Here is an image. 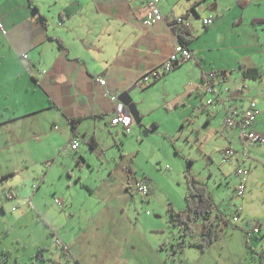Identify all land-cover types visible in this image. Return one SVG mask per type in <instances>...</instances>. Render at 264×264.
<instances>
[{"label": "crops", "instance_id": "1", "mask_svg": "<svg viewBox=\"0 0 264 264\" xmlns=\"http://www.w3.org/2000/svg\"><path fill=\"white\" fill-rule=\"evenodd\" d=\"M256 1L255 4L254 0H160L165 19L145 26L142 21L147 9L139 0H0L6 30L3 33L0 29L3 41L0 53H12L13 63L21 66L27 76L22 87L11 84L13 87L7 88L9 97L3 108L9 110L8 121L30 120L25 129L32 143L58 150L55 157L50 156L45 162L40 182L70 149L83 157L79 152L82 142L96 151L100 160L108 156L114 142L119 145V140L122 161H129V155H139V151L127 152L126 148L133 139L129 136L136 137L139 132L136 118L147 125H158L154 118L150 119V109L139 104L141 91L162 76L167 81L188 78L194 81L181 94L182 105L175 101L176 107H183L188 113L197 108L203 110L201 103L213 97L206 92L204 81V75L211 71L218 73L216 89L228 106L243 110L254 105L261 112L252 90L259 84L245 80L264 78V22L259 21L264 18V0ZM178 17L188 22V35L183 38L194 57L174 68L181 66L180 69L163 72L157 78L150 73V81L145 83L143 78L148 71L163 70V63L181 42L174 30ZM207 17H213L212 23H204ZM1 58L2 62L6 60V56ZM243 66L260 72L258 78H244L249 92L240 87L234 89L230 83L233 74L242 72ZM100 77L106 79L105 84L100 83ZM124 91H128L134 105L133 109L124 107L132 117L129 132L112 124V116L122 104L113 102L111 96ZM146 103L149 108L155 106L150 100ZM204 106L211 114H222V129L227 139L233 141V145L227 144L222 150V161L223 151L232 147L235 164L241 167L250 161L251 171L256 167V177L249 178L251 186L259 184L258 176L264 175V169L257 168L256 159L250 155L248 158L247 145L242 148L238 125L225 126L226 110L222 103ZM257 122L259 116L253 128L264 132ZM120 132L122 135L117 139L115 134ZM73 135L80 141L77 149L70 145ZM235 143L241 145V152L234 147ZM83 151L86 153V149ZM66 159L59 161V165ZM124 163L121 167L110 160L102 163L99 176L91 181L62 168L60 175L67 171L69 184L58 187L56 208L37 205L47 216L57 250L74 264H173L164 252L165 249L168 253L167 219L161 221L158 214L151 216L149 209L142 212L155 202L153 182L143 174L138 175V169L131 164H126L129 168L126 170ZM140 179L149 185L147 195L134 185ZM244 197L241 196L243 200L234 213L239 210L240 221L247 222L253 215L260 216L256 224L260 229L255 234L258 236L264 229V206L246 210ZM245 201L248 207L251 195ZM57 239L62 241L61 245ZM63 245L68 249L64 251ZM42 247L51 249L48 244ZM263 254L258 255L260 264H264Z\"/></svg>", "mask_w": 264, "mask_h": 264}, {"label": "rangeland", "instance_id": "2", "mask_svg": "<svg viewBox=\"0 0 264 264\" xmlns=\"http://www.w3.org/2000/svg\"><path fill=\"white\" fill-rule=\"evenodd\" d=\"M254 3L256 4L257 1L254 0ZM1 15L2 11H0V21L3 24ZM2 43V34H0V45ZM1 56H6L4 62H2ZM1 56L0 264H74L70 259L64 258L57 250L55 236L51 233L47 216L40 211L39 207L48 205L49 209L52 206L56 208V199L59 197L58 187L69 184L67 181L68 172L65 171L63 176L60 175L62 168H68L70 173L73 170L76 177L82 175L84 179L91 181L99 176L98 171L102 163H107L108 160L115 165L118 163L120 167L125 162L124 168L126 170H129L126 164H131L133 169H138V175L143 174L153 182V191L156 195L155 202L151 203L150 207L147 206L143 209L142 212L145 211L146 213V210L149 209L151 216L158 214L161 221L167 219L168 226L165 229V238L167 239L168 253L172 251V244H175L179 251L178 242L182 239L180 229L172 226L166 218L169 215L168 208L171 206L178 211L182 210L180 208H186L188 177H195L207 187L212 195L215 201L212 218L217 220V213H220L230 219L228 224L224 219L220 221L217 228L221 230V236L204 251L190 244V242L198 241L199 234L186 236L182 258H180L181 254L176 253L174 254L176 260L167 259L171 263L260 264L258 255L264 252V229L257 236L254 227L260 222L261 217L253 215L252 220H249L250 222L245 220L235 222L233 220L234 210L243 200L236 192L242 175L238 174L239 166L235 164L233 157H230L229 161H222L224 147L231 143L233 145V141L230 142L227 139L222 129L224 117L220 112L211 114L204 110L206 109L205 103H201L203 110L197 108V110L189 113L185 108L175 105L176 100L180 102V106L182 105L181 94L194 81H188L189 78L167 81L164 79L165 76H162L158 81L146 87L145 91H141L139 104L150 109V119L154 118L158 125L157 127H154L153 124L147 125L138 117L136 118L140 123L139 132L135 133L136 137L129 136L133 139L127 143L126 148L127 152L139 151V155H129V161H122L119 150L121 141L119 140L118 145L113 140L114 144L108 149V156L100 160L98 153L91 149L87 143L82 142L79 152L83 157L70 149L61 155L53 167V172L46 175L45 180L40 182V178L46 169V163H48L47 160L50 156L55 157L58 150L43 149L40 145L32 143L29 138L30 134L25 129L26 123L30 120L21 118L8 121L9 110L3 108V103L9 97L7 88L22 87L27 76L26 73H23L21 66L13 63L14 56L12 53L1 54ZM180 67L173 71L180 69ZM242 72L234 73L233 81L230 83L234 89L240 87L249 92L244 83L245 76ZM245 80L259 84H256L258 86L252 90L256 93V101L261 107L257 125L264 129V78L261 80L245 78ZM148 100L154 102L153 108H149V104L146 103ZM229 102L231 103V100ZM190 104L191 102L188 103L189 107ZM253 126L255 124L251 128ZM260 134L264 136V132ZM121 135L122 132L119 135L115 134L117 139ZM240 135L238 129V137L241 140L239 141L244 148ZM241 145L238 146L235 143L234 147H237L241 152ZM83 149H86V153ZM247 153L248 155L245 154L248 158L250 155L256 159L254 163L257 168L264 169V143L247 144ZM65 157L67 159L59 165V161ZM249 164L250 161H247L241 167L249 168ZM255 168L253 166L252 171L249 168L248 191L244 198L247 199L251 195L252 202L247 207L244 199L243 205L246 210H257L258 207L262 209L264 206V184L261 183L264 180V175L258 176L259 184L251 186L249 183L251 176L256 177L257 170ZM11 170L18 171V173H11ZM37 187L39 188L36 190ZM251 187L252 190H250ZM52 197L54 202H52ZM262 221L264 222V220ZM191 225L200 232L203 229V220L201 218L193 220ZM46 244L48 247L51 246V249L49 248L46 252V260H42L36 256V253L40 246H46ZM164 252L168 256L165 249Z\"/></svg>", "mask_w": 264, "mask_h": 264}, {"label": "built area", "instance_id": "3", "mask_svg": "<svg viewBox=\"0 0 264 264\" xmlns=\"http://www.w3.org/2000/svg\"><path fill=\"white\" fill-rule=\"evenodd\" d=\"M140 2L144 3L147 9V14H145V17L143 18L142 23L145 26H150L160 20L165 19V15L162 12L159 1L160 0H139ZM213 17H207L204 18V23L209 24L212 23ZM176 25H182L187 26L188 22L184 20L183 17H178L175 21ZM0 29L2 32H6L5 28L3 27L1 21H0ZM194 57L193 52L190 50V48L187 46V44L178 42L172 51V53L169 55V57L166 59V61L163 63V70L154 69L151 71H148V73L144 76L143 80L145 83H149L150 81V73L151 76L154 78L159 77L163 74V72H168L174 69L177 65L180 63L191 59ZM217 76L218 73L215 71L208 72L204 75V81L206 84V92L213 94V97L206 99V105H210L213 103H222V105L225 107L226 110V119H225V126H234L238 125V129L240 132L241 139L243 141L244 147H246L247 144H253V143H264V136L257 132L253 127L251 126L256 123L257 118L259 116L260 111L254 106H249L243 110H240L236 108L235 106H228L226 103V100L221 96L220 92L216 89V83H217ZM220 79V77H218ZM101 84L106 83V79L104 77H100L98 79ZM111 100L113 102H118V94H114L111 96ZM131 123H132V117L131 114L125 109L122 105H120V108H118L113 116H112V124L113 125H121L126 132H129L131 130ZM80 144L79 138L77 135H73L70 145L72 149H77ZM246 149V148H245ZM235 154V150L232 147H228L223 151V162H226L229 160L231 156ZM238 174H241L242 178L237 186L236 192L240 196H245V194L248 191V174L249 169L248 168H238ZM137 188V190L147 195L150 192L149 185L146 181L140 179L137 180L134 184ZM61 203V201H58ZM241 219V215L239 213V210L234 213L233 220L235 222H239ZM260 229L258 226L254 227V232L259 233ZM62 241L60 239H57V243L61 245ZM65 248H68V246L63 245Z\"/></svg>", "mask_w": 264, "mask_h": 264}, {"label": "trees", "instance_id": "4", "mask_svg": "<svg viewBox=\"0 0 264 264\" xmlns=\"http://www.w3.org/2000/svg\"><path fill=\"white\" fill-rule=\"evenodd\" d=\"M38 9L37 7H35ZM40 17H43L39 14ZM261 22H264V18H260ZM182 25H178L174 27V30L180 36V41L182 43H186L183 35H188V29ZM243 74L245 77L258 78L260 76V72L256 68H245L243 66ZM186 208L183 210H176L174 207L168 208V222L172 226H176L181 231V240L178 242L180 250L176 249L175 244H173L172 251L168 253L167 259L172 258V260H176L177 258L174 254H181L180 258H182L183 249L186 244V236H194L198 235V241L190 242L191 245L199 247L202 251L206 250L215 240H217L221 236V230L217 228V225H220V221L222 219L225 220L226 224L229 223L230 219L226 218L225 215L217 213V220L213 219V213L215 209V201L208 191L207 187L200 183L195 177H188V192L186 194ZM201 218L203 220V229L198 232L193 228L191 222L193 220ZM68 248H64L65 251ZM48 248L40 246L36 253L38 258H42V260L46 259L45 251ZM5 259L4 256L2 257ZM178 264H183L179 262Z\"/></svg>", "mask_w": 264, "mask_h": 264}, {"label": "water", "instance_id": "5", "mask_svg": "<svg viewBox=\"0 0 264 264\" xmlns=\"http://www.w3.org/2000/svg\"><path fill=\"white\" fill-rule=\"evenodd\" d=\"M118 99L121 102L123 107H129L130 109H133L134 105L131 102L130 95L128 91H124L118 95Z\"/></svg>", "mask_w": 264, "mask_h": 264}]
</instances>
